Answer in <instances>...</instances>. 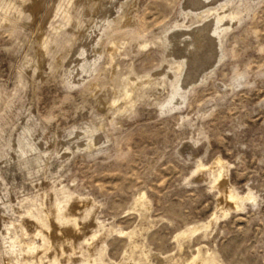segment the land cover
<instances>
[{"label": "rangeland", "instance_id": "obj_1", "mask_svg": "<svg viewBox=\"0 0 264 264\" xmlns=\"http://www.w3.org/2000/svg\"><path fill=\"white\" fill-rule=\"evenodd\" d=\"M69 197L72 264H264V0H0V264Z\"/></svg>", "mask_w": 264, "mask_h": 264}, {"label": "bare ground", "instance_id": "obj_2", "mask_svg": "<svg viewBox=\"0 0 264 264\" xmlns=\"http://www.w3.org/2000/svg\"><path fill=\"white\" fill-rule=\"evenodd\" d=\"M220 14H218L219 15L218 18L212 19V24L208 30L204 29V28H202L200 30V32H201V34H199L200 38L203 35V37H205L207 39H211V41L213 42V38H215L214 35L216 33L215 31H217L216 30L217 26H216V28H214L215 26L213 27V22L216 19L217 20L220 19ZM222 14L225 15V13H222ZM193 33L194 32L192 30V32H189L188 34L177 35L176 38H178V40L175 43L174 47H177L182 42L181 44L184 45V48H186V47H192L193 48L195 45L194 40L192 38ZM205 38H204V40H205ZM215 40H216V38H215ZM200 41L202 42V39ZM206 43H207V41H206ZM212 44H213V49H214V47L216 45L214 42ZM199 45H198L199 47H202L201 43ZM206 49H208V48H206ZM208 53H210V52H208ZM210 55H211V53H210ZM185 58H186V56H185ZM202 60L204 61V59H202ZM197 63H198V61H197ZM195 67H196V65H195ZM176 68H178V67H176ZM219 165L217 166V173H218L217 179L219 177L221 178L222 177L221 174H223L222 173L223 168H221V166H219ZM227 191L228 192L225 193L224 197L228 202L232 201L231 203L234 204V207H237V205L241 204V201L244 200L242 198H238L237 195H235V193H233L231 190H227ZM43 197H45V196H43ZM245 199L249 200V199H252V197L249 195ZM50 201H52V200H50ZM84 201H86V200H84ZM43 203H44V201H43ZM43 203L35 209L31 208V210H29V212L27 211L30 222L36 224L37 229H36L35 237L38 239V242H33V243H31V245L28 244L30 246H28V249H26L27 253L31 254V258L33 261L35 260V261H37V263L42 264L41 263L42 261H40V254H43L46 251H49L52 249V254H50L51 258L50 259L48 258L49 261L47 262V264H62L61 259L65 260V262H66L65 264H72V262L74 260L73 259L74 243H75L76 238L79 237L78 235L80 234V228H81V227H79V222H78L79 216H80L82 209L84 207L88 208V209L91 208L92 203L90 205L89 203L78 202L76 200H73L72 197H69L66 200L65 204L58 203L55 205L53 203L52 205L55 206V208L53 210L51 209V207H50V209L48 208L49 205H47V207L44 206ZM22 227H23V225H22ZM22 227H20V228H22ZM19 229H18V231L20 232L21 229L20 230ZM16 230H17V228H16ZM20 233H22V232H20ZM19 241H20V238H19ZM13 249H14V246H13ZM74 252H75V250H74ZM43 256H45V255H43ZM23 264H24V262H23ZM26 264H28V263L26 262Z\"/></svg>", "mask_w": 264, "mask_h": 264}]
</instances>
